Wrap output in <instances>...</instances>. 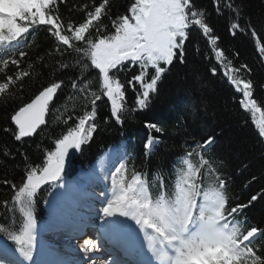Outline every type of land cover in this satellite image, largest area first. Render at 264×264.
Returning <instances> with one entry per match:
<instances>
[{
	"label": "snow or ice",
	"instance_id": "1",
	"mask_svg": "<svg viewBox=\"0 0 264 264\" xmlns=\"http://www.w3.org/2000/svg\"><path fill=\"white\" fill-rule=\"evenodd\" d=\"M62 4L70 13L79 10L80 21L65 18L61 14ZM241 8L238 0H210V7L204 0H131L124 12L113 13L110 0H82L77 5H70L69 0H51L43 8L46 20L41 21L37 16L28 21L27 30L17 37V41L28 42L43 28L53 45L37 59L41 68L54 78L38 89L29 102L17 104L26 78L33 75V63H25L29 53L23 49L28 43H21L18 54L4 52L0 55V109L6 115L0 132L10 135L21 147L32 140L31 152L16 150L20 161L12 166H22L19 180L10 179L5 173L0 177V187L12 197H26L32 204L41 192L46 195L43 202L47 206L48 220L41 218L38 222L32 219L34 210L28 213L39 232L48 223L59 225L73 217L87 221L89 217L80 211L87 207L100 229L99 235L95 236L97 241L103 240L105 245L110 243L118 249L128 245L127 222L113 214L117 212L115 204L124 198L126 191L123 180L118 179L127 175L126 164L120 162L123 159L121 146L114 148V155L107 160L102 158L104 154L98 156L88 171L68 177L66 169L71 159L90 146L98 132L109 126L108 121L121 127L124 125L125 113L130 111L125 105L129 91L135 109L145 110L158 93L159 84L170 67L185 64L194 52L204 55L199 52L197 37L202 38L213 53L215 64L209 68L212 76L222 77L234 93L240 95L239 107L261 113L258 134L264 144V109L254 98L253 67L248 63H233L232 54L220 47L221 38L208 22L210 15L223 18L229 35H246L260 58L259 64L264 67V22L256 25L243 19ZM0 48L4 45L0 44ZM10 66L14 71H8ZM132 69L136 72L128 76ZM73 93L84 101L82 114L69 115L62 126L49 133V114L59 112L58 108L53 109V101L58 94L65 100L72 99ZM144 127L148 130L143 143L144 155L148 156L154 145L161 142L165 129L150 121H145ZM217 142L215 136L208 135L191 146L184 156H190L197 148L203 156ZM36 153L39 155L34 159ZM0 156L16 160L10 149H0ZM256 182L260 189L252 192L240 205L243 212L264 201V176ZM96 185L102 190L99 194L91 193L93 203L86 204L90 195L88 190ZM109 187L115 200L108 196ZM95 202L103 207L95 208ZM8 203L5 199L3 207L6 208ZM260 234H264V227L260 228ZM79 235L91 236L85 227H81ZM94 246L85 245L86 248ZM109 250L106 246L105 253ZM75 251L81 257L77 264H91L95 259L78 245ZM0 264H32V261L23 259L14 240L0 234ZM63 264L73 262L63 261Z\"/></svg>",
	"mask_w": 264,
	"mask_h": 264
},
{
	"label": "trees",
	"instance_id": "2",
	"mask_svg": "<svg viewBox=\"0 0 264 264\" xmlns=\"http://www.w3.org/2000/svg\"><path fill=\"white\" fill-rule=\"evenodd\" d=\"M51 0H45V6ZM131 0H110L113 13H122ZM241 3V17L256 25L264 22V0H238ZM70 5L82 3V0H69ZM210 7V0H204ZM44 6V7H45ZM43 7V8H44ZM61 14L73 22H79V10L69 12L62 4ZM37 12L30 8L27 0H3L0 11V55L4 52L21 50V43H28L24 51L29 53L25 63H33V75L26 78L22 90L19 91L16 103L29 102L43 85L53 79L46 69L41 68L37 59L52 48L53 41L42 28L28 42L17 41L27 30L28 21L34 20ZM208 22L216 29L221 38L220 47L232 54L233 63H248L253 67L252 79L256 84L254 98L258 106L264 109V67L259 64V56L249 38L244 35H229L226 21L210 15ZM105 23H108L105 20ZM199 52L186 59L185 64L169 68L159 84V91L145 110L135 109L131 91L125 102L130 110L125 113L124 125L118 126L108 121L104 131L98 132L90 146L71 159L66 175H73L79 169L92 167L97 157L113 151L121 146L122 163L126 164L127 175H122L125 186L130 180L140 175L147 188L153 206L175 203L179 187L188 197L201 188L202 192L216 191L222 200V216L233 222L235 239L241 243L244 252L233 262L219 260V264H264V234H259L249 243L242 242L250 231L260 232L264 227V201L255 205L250 211L243 212L240 205L247 197L260 189V177L264 176V144L259 137L257 111L244 110L238 106L240 95L234 93L232 86L222 77H213L209 68L215 64L210 47L202 38L197 37ZM186 48H191L186 45ZM238 53L239 55H236ZM25 65H22L24 67ZM9 72L14 71L10 66ZM136 69L127 75L131 76ZM67 94V90H65ZM74 98L65 100L58 94L52 103L49 114V133L64 124L69 115L82 114L84 101L75 93ZM107 111V107L104 108ZM6 120L5 112L0 109V125ZM145 121L160 124L165 129L160 143L154 145L151 154L144 155L143 143L148 135ZM14 127V126H13ZM153 135H157L153 133ZM208 135L217 138V143L200 155V149H194L190 156H184L191 146L202 141ZM6 146V147H5ZM0 149H10L16 160H8L0 156V177L7 173L8 178L19 180L22 166L18 164L20 152L32 151V140L23 147L10 135L0 132ZM38 153L33 158H38ZM103 158V157H102ZM5 161L7 163H5ZM191 179L186 180L185 175ZM255 177V180L253 179ZM190 184V186L188 185ZM192 188V189H191ZM194 190V191H193ZM190 198V197H189ZM5 199L9 200L3 207ZM46 195L38 194L35 204L26 198L29 210H34L32 218L38 221L44 218V200ZM169 202V203H168ZM26 217L19 208L18 196L12 197L0 187V234L10 237L19 236L25 229Z\"/></svg>",
	"mask_w": 264,
	"mask_h": 264
},
{
	"label": "rangeland",
	"instance_id": "3",
	"mask_svg": "<svg viewBox=\"0 0 264 264\" xmlns=\"http://www.w3.org/2000/svg\"><path fill=\"white\" fill-rule=\"evenodd\" d=\"M28 1L30 6H35L37 9H40L41 5L43 6V0ZM2 4L3 0H0V8L2 7ZM258 115L260 118L261 113L258 112ZM185 178L189 181V179H191V175L186 174ZM118 179H122V177H119ZM133 180H136L137 183L134 187H131ZM133 180L129 183V185H127L124 198L120 200L121 202L118 201V204H115V208H117L122 204V202H124L126 203L125 206L128 208L120 211V215L118 213L117 214L120 217L126 215L132 217V215H137V213H139L142 216V220H144L143 217H147L152 223H156L159 227L152 228L153 225L149 222L148 226L150 229H148V231L152 230L151 233L154 234V238L159 236L161 239H168L169 242H171L168 243L166 240L164 241L165 245L168 243L167 246L172 244L175 247V250H173L174 253H172L174 256L173 258L175 259V262H172L173 264H211L210 262L214 260V257L233 261L239 256L241 250H239L240 248H238L236 244L234 245L231 237L229 236V225L221 222L219 215L221 201L215 193H207L201 200V203L196 204V194L193 195V197L189 196V198V194H187L183 188H179L177 201L173 205L172 209H170V206L168 205L170 214L167 210H165L163 212L164 217H162L158 211L156 214L154 213L151 215L148 197V205L145 208L139 207L138 201L140 199H137L136 192L141 193V196H143L145 200L146 196L143 194L145 193V190L139 178H135ZM188 185L190 186V184ZM109 195H111V188L110 191H108V196ZM199 198L201 199V197ZM18 204L21 212L27 218V228L24 234L15 238L14 241L16 246L22 247L21 249L24 254L28 256L29 252L25 246L28 244L32 232L37 230V226L33 224L32 220L28 217L29 211L26 203V197L18 196ZM122 212L123 214H126L123 215L121 214ZM187 215L192 218V223L190 222V225L188 226H186L188 218L186 217ZM143 226L144 225L141 223V231H144ZM145 237H147L148 240L150 238L149 235H146ZM216 250H218V253L215 255L213 251Z\"/></svg>",
	"mask_w": 264,
	"mask_h": 264
},
{
	"label": "bare ground",
	"instance_id": "4",
	"mask_svg": "<svg viewBox=\"0 0 264 264\" xmlns=\"http://www.w3.org/2000/svg\"><path fill=\"white\" fill-rule=\"evenodd\" d=\"M108 158H110V157H108ZM136 183H137L136 180H133V182L131 183V187H134V185ZM101 190H102V188L99 185L91 187L88 190L90 195L87 198V200L85 201V203L86 204L87 203H93V197L91 196V193L99 194V192ZM136 194H137V199L138 200L140 199L138 201L139 207L145 208L148 205V200H147V195H146L147 192L145 191V193H143L146 196L145 200H144V197L141 196V193L136 192ZM109 198L111 200H115L114 197H112L111 195H109ZM116 204H118V202ZM125 204L126 203L122 202V204L116 208L117 212H114L113 214H117V213L119 214L120 211L128 208L127 206H125ZM94 206H95V208H102L103 207V205H101L99 202H95ZM80 211L83 213L84 216L90 217V218L87 219V221H84V220L77 219V218L73 217L67 221H63L59 225H53L51 223H48L47 227L45 229H43L41 232H39L38 229L34 230L32 232V235L29 239L28 244L25 246V248L27 247L26 249H28L27 251L29 253H28V256L26 254H24V260L32 261V264H63V261H70L69 259H67L65 257L67 255L63 252H71L72 250H71V248L64 247L63 243H65V242H62L63 236H62V234H58V232H61V233L70 232L73 227L81 226L82 223H86L89 225V227L87 228V231H89V228L93 224L92 223L93 221L91 220V217L93 216V214H92L91 210L87 207H82ZM85 212H88L89 216L87 214H85ZM121 214H123V212ZM125 214L126 213H124L123 215H125ZM121 218H123L125 221H127V219L129 220L131 217H128L126 215V216H123ZM132 218L137 220L136 216H133ZM140 219H141V215H140V217L138 215V220L140 221ZM47 220H48V215H47L45 221H47ZM130 221L131 220H129V222ZM126 235H127V239L129 242L128 245L131 246V248L133 249V251H135V253H137V252L141 253V250L139 249V245H141V243L143 242L144 235L143 234L141 235V233L136 228L133 231L127 229ZM152 238H153V236H152ZM166 242L171 243V242H169V240H167ZM167 244L166 245L164 244V247L166 246V249L168 248V251H169V252H166L167 253L166 262H167V264H171L169 262H175V259L173 258L174 256L172 254V253H174L173 250H175L174 249L175 247L172 244L167 246ZM19 248L21 249L22 247L19 246ZM56 248H58V249H56ZM134 259H135V261H138L136 257ZM73 264H77V262H74ZM91 264H100V263H99V261L92 260Z\"/></svg>",
	"mask_w": 264,
	"mask_h": 264
}]
</instances>
